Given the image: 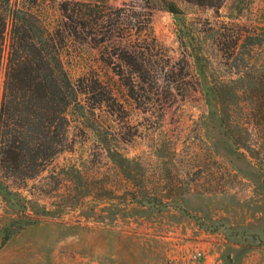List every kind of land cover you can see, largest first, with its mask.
Listing matches in <instances>:
<instances>
[{"label": "rangeland", "instance_id": "obj_1", "mask_svg": "<svg viewBox=\"0 0 264 264\" xmlns=\"http://www.w3.org/2000/svg\"><path fill=\"white\" fill-rule=\"evenodd\" d=\"M37 1L57 25L60 0ZM71 1L87 3L86 28L63 60L95 91L86 118L71 110L72 150L16 196L0 193V264H191L194 249L199 264H264V158L234 145L201 89L263 70L264 0H168L178 15L161 0ZM3 80L1 68L0 98ZM255 94H240L246 124ZM107 148L131 160L129 178ZM143 186L160 203L129 202ZM25 215L34 222L15 232Z\"/></svg>", "mask_w": 264, "mask_h": 264}, {"label": "trees", "instance_id": "obj_2", "mask_svg": "<svg viewBox=\"0 0 264 264\" xmlns=\"http://www.w3.org/2000/svg\"><path fill=\"white\" fill-rule=\"evenodd\" d=\"M189 1L198 6L218 7L222 0ZM161 3L163 9L180 14L173 1L161 0ZM85 6L87 3L60 0L61 21L51 26L44 21L37 0H0V72L1 68L4 69L0 98V193L16 196L17 190L28 180L35 179L58 155L73 148L69 136L71 110L75 109L77 115L86 118L88 101L95 88L86 89L84 80L72 81L63 60V50L70 37H78L85 30V9L82 8ZM94 24L99 26V18ZM238 39L232 41V48L236 47ZM262 68L252 80L231 79L201 84L208 101L213 100L216 109L221 107L217 110L218 121L230 131L234 145L260 162L264 158L260 152L261 142L254 143L253 139L261 138L263 130L264 64L258 65V69ZM248 91L256 93L252 101L253 112L247 114L254 116L253 125L250 121L248 124L243 121L244 99L240 94ZM106 151L129 178L131 160L109 148ZM68 169L73 170L75 176L79 174L75 167ZM145 193V190L141 194L130 192L128 200L141 205L160 203V198ZM31 222L34 220L28 215L23 221L20 217L14 231L19 232ZM12 233L4 230L1 243H6Z\"/></svg>", "mask_w": 264, "mask_h": 264}, {"label": "built area", "instance_id": "obj_3", "mask_svg": "<svg viewBox=\"0 0 264 264\" xmlns=\"http://www.w3.org/2000/svg\"><path fill=\"white\" fill-rule=\"evenodd\" d=\"M203 255H204V250L194 249L189 255V260L191 264H199V260Z\"/></svg>", "mask_w": 264, "mask_h": 264}, {"label": "crops", "instance_id": "obj_4", "mask_svg": "<svg viewBox=\"0 0 264 264\" xmlns=\"http://www.w3.org/2000/svg\"><path fill=\"white\" fill-rule=\"evenodd\" d=\"M194 230H196V228H194ZM199 243H201L200 241H198Z\"/></svg>", "mask_w": 264, "mask_h": 264}]
</instances>
